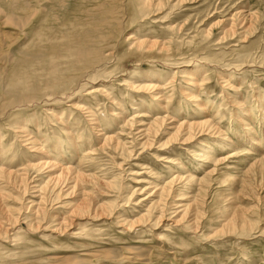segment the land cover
Returning <instances> with one entry per match:
<instances>
[{"label": "rangeland", "instance_id": "rangeland-1", "mask_svg": "<svg viewBox=\"0 0 264 264\" xmlns=\"http://www.w3.org/2000/svg\"><path fill=\"white\" fill-rule=\"evenodd\" d=\"M31 1L0 0V258L264 264V0Z\"/></svg>", "mask_w": 264, "mask_h": 264}, {"label": "bare ground", "instance_id": "bare-ground-1", "mask_svg": "<svg viewBox=\"0 0 264 264\" xmlns=\"http://www.w3.org/2000/svg\"><path fill=\"white\" fill-rule=\"evenodd\" d=\"M31 2H32L31 0H22V6L25 7V8H30ZM114 13H116V12L114 11ZM7 21H8V23L13 24L15 26H18L20 23H22V21L19 19V17L17 18L16 16L12 15V13H8V15H7ZM103 24L107 27V23L106 22L105 23L103 22ZM102 28H104V27L102 26ZM102 36H105V34L102 33ZM106 38H107V36H106ZM102 39H104V37H101V36L96 35V40L100 41ZM6 51H7L6 41L3 38V36L0 35V76H2L4 74V71L7 69L8 65L11 64V58L8 56V54H7ZM87 55H88V52L86 50H84V49L77 50L74 47H70V48L66 49L65 50V55H64V58L67 60L66 70H68L69 72H71L73 70V68H74L73 67V63L74 62L80 63L81 61H84L85 60V57ZM197 70H199V68L196 69V71ZM196 71H194V72H196ZM85 75H86V73L83 72V73L75 76L73 78V80L74 81L75 80H78L79 81ZM191 82H193V81H191ZM77 83L74 84V82H73L72 89L70 88L69 90L74 91L73 88L76 87ZM153 90H154V87H153ZM91 91H93V90H91ZM95 92H97V91H95ZM5 96H6V92L1 93L0 94V99L2 100V98H5ZM91 115L92 114L89 113V116H91ZM205 123H208V122H205ZM28 137L29 136H25V135L22 136L21 135V138H20L21 142L22 143H25L27 145H30L31 147H29L28 149H30L32 151H36L37 149H39L38 147H35V145H32L33 143H35V141L32 140L33 137L32 138H28ZM253 143L252 144L254 146H258L257 145L258 143L256 141H254ZM44 164H46V163H44ZM7 179L9 180V175L8 174L5 175V177L0 180V189L3 187L1 185L2 183H5V184L7 183V181H8ZM5 180H7V181L6 182H3ZM193 180H194L193 178H190L189 181H193ZM9 184H11V183H9ZM48 184H50V179L47 180V183L45 185H48ZM166 184H164V185H166ZM6 186H9V185H6ZM51 187L48 186V188H51ZM54 187H53V189H54ZM163 194H165V189H163V187H161L160 189H158V194H157V196H158V202L161 200V195H163ZM148 196H150V194H148ZM145 199L146 198H144L143 200H145ZM143 200H141V201H143ZM29 205L33 208V212L32 213H34V216H35L37 214V212H39L38 211L39 210V203H34L33 201H30L29 202ZM174 208H175V210L172 211V212H170L171 215L172 214H177L176 212H178V213L183 212L184 213V216L183 217H186L185 216L186 209H185L184 205H178V206H175ZM17 210H19V209H17ZM162 216L163 215L160 213L157 216H155V219L157 220V219L161 218ZM180 219L182 220V218H180ZM183 221H184V219H183ZM15 222H17V218L16 217L15 218H12L10 221H8V225L10 226L12 224H15ZM123 222L124 221L121 220V223H123ZM242 222L244 223V221H242ZM232 224L229 225L230 228H232ZM244 225H245V223H244ZM244 225L242 226L243 228L245 227ZM57 226H61V223H59ZM2 235H4V234H2ZM5 238L9 239L8 240L9 242L10 241L11 242H16V240H17V237L15 236V234L14 235L12 234L11 236H7V237L5 236ZM101 260H104L105 263L108 262V263H113V264H115V263L140 264V263H145V262L149 261L150 259H149V255L146 254V251L144 249H140V248L130 249L127 252V254L121 253L120 251H116V250L112 251V250H106V249H98V250H95V251H93L91 253H87V251H84L82 253L76 254L73 257H66V258L65 257H62V256H59V255H56V254H50V255H47L46 256V259H44L45 262H42L41 261V264H92L94 262L97 263V262H99ZM0 264H31V263L26 262L24 260H17V259H15V257H12V256L10 257V256L6 255L5 257L0 258ZM36 264H40V263H36Z\"/></svg>", "mask_w": 264, "mask_h": 264}]
</instances>
